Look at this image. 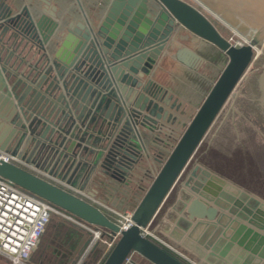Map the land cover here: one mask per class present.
I'll list each match as a JSON object with an SVG mask.
<instances>
[{"label":"water","instance_id":"1","mask_svg":"<svg viewBox=\"0 0 264 264\" xmlns=\"http://www.w3.org/2000/svg\"><path fill=\"white\" fill-rule=\"evenodd\" d=\"M2 1L0 6H4ZM198 1L238 31L247 44L233 45L184 0H110L103 18L94 16L93 26L90 23L88 28L80 25L84 34L78 41L73 30L59 29L46 15L35 20L26 7L14 16L0 11V105L9 110L4 119L19 135L16 149L10 151L14 155L22 146L46 149L48 145L41 140L53 143L50 140L55 137L57 148L50 144L51 156L58 148L76 154L84 141L89 144L76 134L86 110L80 99L88 105L78 88L87 85L95 94L94 102L110 98L120 116L116 123H110L111 142L97 151L95 164L110 150L105 166L127 175L131 164L124 159L117 162L116 156H131L124 150V144L131 143L127 132L137 137L138 123L130 120L127 110L142 88L138 78L149 75L165 57L180 30L210 43L228 58L140 202L129 212L134 222L131 228L122 229L95 205L0 159L1 179L87 225L107 231L110 238L119 235L103 264H126L135 256L150 264H185L146 238L142 234L145 228L197 264H264V162L260 154L264 152V129L249 113L255 102L264 113V0ZM6 9L10 12L8 6ZM49 43L51 53L46 48ZM22 67L28 71L20 72ZM259 72L260 95L254 99L249 93L251 79ZM31 85H46L49 96L58 93L57 102L46 100L41 107L33 100L26 105L25 97L36 91ZM149 85L142 89L135 107L143 112L149 108L157 120L166 118L169 112L146 96ZM21 89L23 94L19 95ZM157 95L154 97L160 99ZM170 102L167 99L166 105ZM121 119H126L125 127L114 139ZM39 128H43L40 135ZM67 142L69 148L65 147ZM0 149L8 151L4 146ZM209 149L215 155H208ZM217 151L228 156L227 165L232 169L228 172L239 181L205 164L204 158L218 161ZM86 246L82 244L80 250Z\"/></svg>","mask_w":264,"mask_h":264},{"label":"crops","instance_id":"2","mask_svg":"<svg viewBox=\"0 0 264 264\" xmlns=\"http://www.w3.org/2000/svg\"><path fill=\"white\" fill-rule=\"evenodd\" d=\"M2 3L4 4V6H0L2 14L14 16L26 7L32 13L35 20H38L42 15H46L59 25V29L65 31L66 29L73 30L74 39L77 41L82 39L81 35L84 34V30L80 28V25L86 28L90 26L89 19L86 17L89 14L84 11V5L91 8L93 7L91 5L94 4L82 3L80 0H3ZM97 4L100 5L101 3ZM102 4L104 8L101 12L103 13L102 17H104L110 3ZM7 6L10 12L6 9ZM87 11L89 12L91 9H87ZM51 45L52 43H49L46 47L49 53L52 52ZM70 45L74 47L76 41ZM221 60H225L226 66L228 58L224 53L189 32L180 30L165 57L152 69L149 75H145L144 78H138L142 83V88L134 96L132 108L127 111L130 120L138 123L137 129L141 138L138 136V133L136 137L135 133L127 132L126 138L131 143H125L124 150L130 153L131 156L124 153L116 156L117 162L124 159L131 164L132 168L127 175L118 173V170L115 172V169L105 166L110 150L105 151L104 156L98 164H95L97 151H101L102 147L107 146L111 142L109 138L113 132V128L110 126V123H116L120 116L116 107L111 104L110 98L106 97L103 99L101 97L94 102L95 94L87 85L78 88L80 98H84L88 105L82 104V99H80L79 103L82 106H86V110L82 122L80 121L77 124L80 130L76 134L80 138L82 137L87 140L89 144L84 141L76 154L74 152L69 153V150L66 151L65 148L64 150L58 148L52 154L53 156H51L50 144L52 147L54 145L57 148L55 143L57 138L55 137L50 140L54 141L53 143L41 140L42 143L48 146L46 149L44 147L40 148L39 153L34 154L31 163L48 174L53 172L57 175L55 177L71 185L73 188L81 189L88 193L93 192L97 200H107L116 209L119 208L122 211L127 210L128 212L133 211L143 197L149 180L153 178L155 169H158L159 161L156 157H159L157 151L163 153L167 150V141L163 140V135L170 133L171 126L168 125L170 124L169 121L175 120L172 111H180L181 106L190 102L192 103L196 99L197 102L195 103L198 105L200 103L201 105L205 96L225 68V66L223 68L220 66ZM25 71H28L27 67H22L20 72L23 73ZM149 83L150 91L148 94L146 93V96L158 104L159 108H163L169 112L166 118L157 120L156 116L152 115L150 110L148 111V107L143 112L134 105L139 98V94L143 92L142 89ZM31 86L36 91H30L25 97L24 101L26 105H31L33 100L41 107L44 103H48L46 100L54 104L57 102L58 93L54 96H49L46 85H43L41 88L36 87V85ZM22 91V89L19 91V95L23 94ZM153 93L154 95L158 94L157 96L160 95L161 98L156 99ZM201 97L203 98L201 99ZM167 99H171L168 106L166 105ZM33 104L37 106V104ZM7 113H9V110L0 105V146H4L9 152H13L17 147L19 135L15 133L17 128L4 119ZM125 120H120L118 129L114 133V139L120 135L119 133L125 127ZM25 124L28 127V123ZM42 131L43 128H39L37 134L40 135ZM37 138L41 139L40 137ZM48 138L50 137L48 136ZM25 147H21L19 155L24 152ZM65 147L69 148L70 144L67 142ZM91 150L94 152L91 153ZM127 211L122 213H127ZM159 239L169 245L161 238ZM169 246L172 247L171 245ZM63 261H65L64 258ZM63 261L61 264H63ZM73 261L74 258L72 260L69 258L65 264H71ZM0 264H9L2 255H0ZM53 264H56V261ZM126 264L150 263L140 256H135Z\"/></svg>","mask_w":264,"mask_h":264},{"label":"built area","instance_id":"3","mask_svg":"<svg viewBox=\"0 0 264 264\" xmlns=\"http://www.w3.org/2000/svg\"><path fill=\"white\" fill-rule=\"evenodd\" d=\"M196 8L206 15L207 18H209V15L214 17L209 11H203L205 8L201 6ZM214 18L216 19V17ZM229 41L236 47L247 44L243 38L242 42L238 43H233L231 39ZM0 159L15 164L95 205L122 229H128L133 223L132 216L129 212L122 213L107 206L91 196L90 193L73 188L71 185L48 174L31 162H27L19 154L14 155L11 152L0 149ZM53 215L62 217L74 226H77L83 233L91 236L90 242L85 249L83 248L84 250H82L81 255L74 260L73 264H87L93 255L101 249L103 253L97 263L100 264L119 239V235L110 238L107 231L87 225L67 213L56 209L50 203L24 191L12 182L0 178V255L9 264H30V258L37 248ZM142 234L146 238L152 237L157 240L189 264H197L177 249L161 241L155 234L149 231V228L142 229Z\"/></svg>","mask_w":264,"mask_h":264},{"label":"rangeland","instance_id":"4","mask_svg":"<svg viewBox=\"0 0 264 264\" xmlns=\"http://www.w3.org/2000/svg\"><path fill=\"white\" fill-rule=\"evenodd\" d=\"M184 1H186V2H188L190 4H192V5H195V2L193 0H184ZM80 2H82V3H94V4L91 5V6H93L91 8H88L87 6L84 5V11L87 14H89V15H86V17H87V19H89V22L93 26L92 22L94 20V16L98 15L100 18H103L102 17L103 13L101 12V10L104 8V5L102 3H106V4L110 3V0H84V1L80 0ZM96 3H101V4L100 5L97 4L98 5L97 6ZM201 7H203V6H201ZM87 9H91V11L88 12ZM205 10H207V9L205 8ZM207 11H209V10H207ZM209 18L211 19V21H213V23L215 24L216 28L220 31V33L225 38H227L228 40L231 39L233 43L242 42V38H241L242 36H240V34L239 35L234 34L235 31L234 30L232 31L230 27L227 28V26H225L223 23H221L219 21V20H221L219 17H217L219 20L215 19L211 15H209ZM221 21H223V20H221ZM235 33H237V32H235ZM260 52H261V48L258 49V51L255 53L253 62L255 61V59L257 58V56L259 55ZM253 62H252V64H253ZM220 63H221L220 66L223 68L225 66V60H221ZM252 64H251V66H252ZM202 98L203 97H201V99ZM195 102H197V99H196V101H192V103L190 102L188 104H185V105L181 106L180 107L181 108L180 111H172L173 115L175 117V120L174 121H169L170 124H168V125L171 126L170 133L167 134V135H163L164 137L161 136V137H163V140L167 141V146H166L167 150L164 151L163 153L157 151V154H158V157H159V158L156 157V159L159 161L158 169H155L154 174H153V178L151 180H149L148 185H146V190L149 187V185L151 184V182L153 181V179L155 178V176L157 175V173L159 172L160 168L162 167L163 162L167 159V157L169 156L170 152L174 148L175 144L177 143V141L179 140V138L183 134L186 124H188L190 122V120L192 119V117L195 115L198 107L200 106V103L198 105ZM39 150H41V149L39 148L38 150L37 149L34 150L31 145H28V146L25 147L24 152H22L20 156L23 157V158L25 157L26 160L30 159V162H31L32 158L34 157V154H36L37 152L39 153ZM156 171H157V173H155ZM132 187H133V184H132ZM85 192H87V191H85ZM91 193H93V192H91ZM99 201H100V199H99ZM101 202L102 203L105 202L104 204H106L107 206L116 209L107 200L106 201L101 200ZM116 210L119 211V212H126L127 211V210L122 211L119 208H117ZM57 222H59V221L57 219H55L54 223H57ZM68 227H69L68 228L69 231H63V232L60 231L59 233L57 232L56 237L52 240L54 243L53 244L51 243V245L48 246V248H46V249L42 248V246H40V242H41V240H40L37 248L35 249V251L33 253V254H36L38 256V258H37L38 262L37 263H40V262H42L43 264L49 263L52 258L54 259V257H53L54 254H56V255L58 254L56 262H59V263H60V261H63V259H60L61 255L64 256V255L68 254V256H70V260H72V258H74V256L77 253V251L80 250L79 247L82 246V244L83 245L86 244V243L88 244V242L91 240V236L89 234H83V232L80 231V232L76 233V235H78L79 239H80L78 241V243H77V240L75 239V240L70 241V242L68 241V245H66V247H64L63 243L66 241V239H67V237L69 235H72V231L74 232V230L72 229L71 226H68ZM72 242H75L74 243L75 246H72ZM76 243H77V245H76ZM80 243H82V244L80 245ZM44 249H45V252L43 254H41V252ZM38 253H40V256L38 255ZM87 264H89V262Z\"/></svg>","mask_w":264,"mask_h":264},{"label":"trees","instance_id":"5","mask_svg":"<svg viewBox=\"0 0 264 264\" xmlns=\"http://www.w3.org/2000/svg\"><path fill=\"white\" fill-rule=\"evenodd\" d=\"M263 60V57H262ZM263 63V61H261L259 63V66H261ZM260 75V72L255 74L254 77H252L251 79V89H250V95L251 97H253L254 99L258 98V96L260 95L259 90H258V85H257V80L258 77ZM251 113L250 115H252V119L256 120L259 122L260 124V128L264 129V113L263 111H261L258 107H257V103L255 102L253 105L252 110L249 112ZM244 150V149H243ZM208 155L212 154L213 151H210V149L206 152ZM216 152L213 153V155H215ZM217 154L219 156H217L218 161H214L211 159H203V161L205 162L206 165H208L211 169L217 171L218 173H220L221 175H223L224 177H227L231 180H238L237 178L234 177L233 174H231L230 172H228V170H232L231 168H228L229 165H227V163L229 162L228 156L224 155L222 152H218ZM261 157L263 159L264 162V152H261ZM244 158V157H242ZM251 159L254 161V157L252 156ZM210 160V162L208 161ZM243 160H241V163H243ZM257 161V160H256ZM255 161V162H256ZM212 163V164H211ZM239 181V180H238ZM241 183H242V179H240ZM182 209L181 204L179 205V210ZM57 219L59 222L54 223V220ZM171 219H174V217H172ZM68 226H71L72 229L74 230V232L72 231V235H69L66 239V241L63 243V246L66 247V245H68V241H73V240H80L79 236L76 235L77 232H80L81 230L74 226L72 223H70L69 221H66L65 219H63L62 217L58 216V215H53L48 226L46 227V230L41 238V242H40V246H42V248H48V246L51 245V243L53 244L54 242L52 241L56 235L57 232L59 233L60 231H69L68 230ZM166 229H168V226L165 227ZM82 232V231H81ZM84 234V233H83ZM81 236V235H80ZM81 238V237H80ZM148 239H150L153 243L157 244L158 246L162 247L164 250H166L167 252H169L170 254H172L174 257H176L177 259H179L180 261H182L185 264H189L187 261H185L184 259H182L181 257H179L178 255H176L175 253H173L170 249H168L167 247H165L164 245H162L160 242H158L157 240L153 239L152 237H147ZM75 242H72V246H75L74 244ZM76 243V245H77ZM83 243V242H82ZM80 243V245L82 244ZM70 245V244H69ZM79 245V246H80ZM46 246V247H45ZM114 248V247H113ZM45 249L41 252V254H43L45 252ZM111 252V251H110ZM109 252V253H110ZM103 250L98 251L96 254H94V257L90 260L89 264H97L98 261L100 260L101 256H102ZM109 253L103 258V260L100 262V264H103L104 261L106 260V258L108 257ZM54 254V253H53ZM38 255L40 256V253H38ZM58 255V254H57ZM56 254L53 255L54 259H51V262L47 263V264H53V262L57 261V256ZM70 258V256H68V254L65 255V257H63L62 255L60 256V259H65V261H63V264L66 263V261ZM38 256L36 254H32L31 258H30V264H37L38 260H37ZM68 258V259H67ZM62 261L56 262V264H61Z\"/></svg>","mask_w":264,"mask_h":264},{"label":"bare ground","instance_id":"6","mask_svg":"<svg viewBox=\"0 0 264 264\" xmlns=\"http://www.w3.org/2000/svg\"><path fill=\"white\" fill-rule=\"evenodd\" d=\"M194 2H195V6L196 7H200V6H203V8H206L207 10H209L207 7H205L200 1H198V0H193ZM32 4V3H31ZM207 10H203V11H207ZM200 11V10H199ZM210 11V10H209ZM201 12V11H200ZM213 15H214V13L212 12V11H210ZM202 13V12H201ZM216 15V14H215ZM214 15V17H216ZM206 16V15H205ZM218 17V16H217ZM216 17V19H218ZM209 20H210V18H208ZM221 19V18H220ZM219 20V19H218ZM222 20V19H221ZM221 20H219L221 23H223L225 26H227V28H231V30L233 31H235V32H237L238 33V31H236L234 28H232L231 26H229L227 23H225V22H223V21H221ZM211 21V20H210ZM212 22V21H211ZM213 23V22H212ZM214 24V23H213ZM215 25V24H214ZM239 34V33H238ZM241 35V34H240ZM134 225V222L132 223V225L129 227V228H131L132 226ZM77 227V226H76ZM85 249V248H84ZM83 248L80 250V252H79V255H81V253H82V250H84ZM79 258V257H78Z\"/></svg>","mask_w":264,"mask_h":264}]
</instances>
